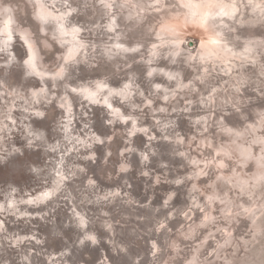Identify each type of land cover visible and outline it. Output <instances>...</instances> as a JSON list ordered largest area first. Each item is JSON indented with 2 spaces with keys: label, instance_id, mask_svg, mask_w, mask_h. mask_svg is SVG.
Returning <instances> with one entry per match:
<instances>
[{
  "label": "rangeland",
  "instance_id": "obj_1",
  "mask_svg": "<svg viewBox=\"0 0 264 264\" xmlns=\"http://www.w3.org/2000/svg\"><path fill=\"white\" fill-rule=\"evenodd\" d=\"M0 264H264V0H0Z\"/></svg>",
  "mask_w": 264,
  "mask_h": 264
}]
</instances>
